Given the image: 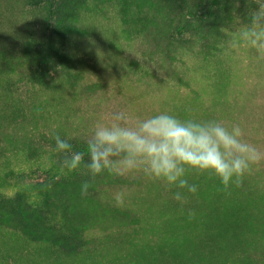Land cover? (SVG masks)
I'll return each instance as SVG.
<instances>
[{
	"label": "rangeland",
	"instance_id": "obj_1",
	"mask_svg": "<svg viewBox=\"0 0 264 264\" xmlns=\"http://www.w3.org/2000/svg\"><path fill=\"white\" fill-rule=\"evenodd\" d=\"M256 8L0 0V264H264V161L227 190L189 170L193 194L138 173L91 180L61 167L54 140L86 151L94 125L124 110L239 124L264 150V59L230 46Z\"/></svg>",
	"mask_w": 264,
	"mask_h": 264
},
{
	"label": "clouds",
	"instance_id": "obj_2",
	"mask_svg": "<svg viewBox=\"0 0 264 264\" xmlns=\"http://www.w3.org/2000/svg\"><path fill=\"white\" fill-rule=\"evenodd\" d=\"M240 45L254 49L264 59V0H257L249 23L230 46ZM54 140L55 151L63 156L61 167L75 171L83 166L91 180L104 172L121 177L138 173L193 194L198 188L189 183V170L216 176L227 190L230 185L242 186L252 166L264 161V150L245 139L239 124L229 127L215 119L181 120L166 112L133 119L124 110L112 111L105 121L94 125L86 151L73 150L59 135ZM91 180L83 182L82 196L88 195ZM124 195H114L117 206L124 204ZM173 198L184 201L181 191Z\"/></svg>",
	"mask_w": 264,
	"mask_h": 264
}]
</instances>
